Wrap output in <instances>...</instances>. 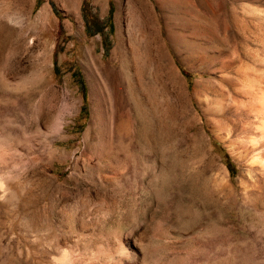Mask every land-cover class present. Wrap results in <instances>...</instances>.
<instances>
[{
    "label": "rangeland",
    "instance_id": "1",
    "mask_svg": "<svg viewBox=\"0 0 264 264\" xmlns=\"http://www.w3.org/2000/svg\"><path fill=\"white\" fill-rule=\"evenodd\" d=\"M41 1L0 0V264H264V0H112L108 50L110 0Z\"/></svg>",
    "mask_w": 264,
    "mask_h": 264
},
{
    "label": "bare ground",
    "instance_id": "2",
    "mask_svg": "<svg viewBox=\"0 0 264 264\" xmlns=\"http://www.w3.org/2000/svg\"><path fill=\"white\" fill-rule=\"evenodd\" d=\"M77 1L78 0H67V2H69V5L72 7V9L75 8V6L77 5ZM47 20L49 21V15L45 7H43L39 13L38 21L40 24H43V23H47L46 22ZM120 37L121 35H118L117 48H122L123 46ZM95 64L93 67L96 66ZM89 66L92 67L91 65ZM88 73H91V72H88ZM242 90H243L244 95L248 98V112L256 120L254 129L257 132V135L253 137L250 142V144L253 145V148H254V156L251 158L250 168L251 169L257 168L263 171L264 170V87L255 88L253 82H250V83L247 82V84L243 87ZM228 147L233 153L234 151L233 149H231L230 145ZM240 153L243 154V152H240ZM238 155H241V154H238ZM3 184L4 183H0L1 188L3 187Z\"/></svg>",
    "mask_w": 264,
    "mask_h": 264
},
{
    "label": "trees",
    "instance_id": "3",
    "mask_svg": "<svg viewBox=\"0 0 264 264\" xmlns=\"http://www.w3.org/2000/svg\"><path fill=\"white\" fill-rule=\"evenodd\" d=\"M41 0H36V6L40 5L41 4ZM89 6V1L88 0H82V5H81V10L82 12L84 11V9L86 7ZM112 7H113V3H112V0H110V10H109V15L107 17V23L106 22H103L96 30L94 31H91L90 29V22H89V19L86 17V15H84V13L82 14L83 16V20H84V24H85V31L88 35H94L95 33H101L103 35V45L106 47L105 49L108 50L109 47H110V39L108 38V33L105 31V27L106 25L109 26V33L112 32V26H111V23H110V20H111V15H112ZM73 76L74 78H76L80 88L83 90V99H84V95H85V88H84V82H83V79L82 77L80 76V73L78 71H75L73 73ZM86 109V105L83 104L81 106V110L80 112L83 113ZM229 166H232L231 163H228Z\"/></svg>",
    "mask_w": 264,
    "mask_h": 264
}]
</instances>
